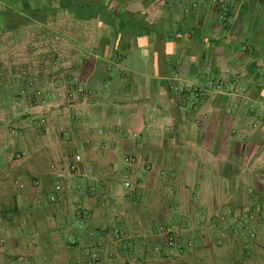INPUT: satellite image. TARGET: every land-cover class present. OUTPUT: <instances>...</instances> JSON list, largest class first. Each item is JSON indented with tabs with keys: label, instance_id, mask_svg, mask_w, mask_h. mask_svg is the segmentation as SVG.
<instances>
[{
	"label": "crops",
	"instance_id": "obj_1",
	"mask_svg": "<svg viewBox=\"0 0 264 264\" xmlns=\"http://www.w3.org/2000/svg\"><path fill=\"white\" fill-rule=\"evenodd\" d=\"M226 1L0 0V264H264V0Z\"/></svg>",
	"mask_w": 264,
	"mask_h": 264
},
{
	"label": "built area",
	"instance_id": "obj_2",
	"mask_svg": "<svg viewBox=\"0 0 264 264\" xmlns=\"http://www.w3.org/2000/svg\"><path fill=\"white\" fill-rule=\"evenodd\" d=\"M206 3L207 4L209 3L217 7L222 12H225L227 10L226 0H194L193 6L198 7ZM92 94H93V91L89 89L87 86L79 85L74 90H68L67 92H65V94L59 93L58 95L61 98V100L64 102V104H66L67 106H73V107L77 106L79 112H81L86 102L87 97H89ZM49 96H50V93L48 91L40 90L36 92V97L40 98V100L43 103L48 99ZM126 161L129 163H134L135 159L133 157H127ZM81 163H82V156L80 154H75L74 158L68 162V170L71 173H79ZM19 186L23 188V184H20ZM124 187L125 188L131 187V183L129 180H124ZM56 189L60 191L62 190V186L57 185ZM229 213L235 218H237L238 220L242 218V215L240 214V212L230 211ZM249 218L253 219L254 217L253 215L250 214ZM238 223L240 225L236 226L232 231V235L234 237H238L242 235L243 227H241V224H242L241 220ZM248 235L251 238L255 237L254 231H250ZM113 238L115 240H121L123 238L121 231H119L118 229H115L113 231ZM3 243H4V240L0 239V247L3 246ZM193 246H194L193 240H187V242H185L184 239L178 235H169L167 238L166 255L168 257L179 256V255H182L187 249L193 248ZM94 247H95L94 249L88 248L85 250V255L87 257L88 264H96V263L101 262L103 242L101 240H98ZM154 252L160 254L161 249L159 247H155ZM109 255L112 256L113 254L111 253Z\"/></svg>",
	"mask_w": 264,
	"mask_h": 264
},
{
	"label": "rangeland",
	"instance_id": "obj_3",
	"mask_svg": "<svg viewBox=\"0 0 264 264\" xmlns=\"http://www.w3.org/2000/svg\"><path fill=\"white\" fill-rule=\"evenodd\" d=\"M185 252L181 258L171 257L172 261L169 260L168 264H230V258H233V252L227 247L213 250L207 245L200 247L194 245L192 249Z\"/></svg>",
	"mask_w": 264,
	"mask_h": 264
},
{
	"label": "trees",
	"instance_id": "obj_4",
	"mask_svg": "<svg viewBox=\"0 0 264 264\" xmlns=\"http://www.w3.org/2000/svg\"><path fill=\"white\" fill-rule=\"evenodd\" d=\"M82 215V214H81Z\"/></svg>",
	"mask_w": 264,
	"mask_h": 264
}]
</instances>
